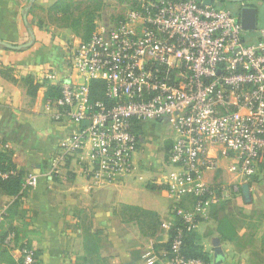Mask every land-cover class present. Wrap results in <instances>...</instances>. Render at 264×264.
I'll return each mask as SVG.
<instances>
[{
	"label": "built area",
	"instance_id": "1",
	"mask_svg": "<svg viewBox=\"0 0 264 264\" xmlns=\"http://www.w3.org/2000/svg\"><path fill=\"white\" fill-rule=\"evenodd\" d=\"M119 2L126 8L121 20L97 26L87 40L73 35L64 42L66 75H43L59 91L45 114L76 126L58 141L50 168L57 171L75 158L84 162L93 187L115 184L136 172L139 125L165 122L173 137L163 158L169 167L163 185L182 227L159 264H205L181 254L183 233L208 218L211 204L242 195L244 184L252 188L264 159V26L255 30L256 41L247 42L237 16L202 0ZM92 80L103 83L106 101L91 100ZM10 148L0 137V152ZM217 148L233 156L237 181H203V172L217 167L209 153ZM11 174L0 171V178ZM37 183V175L28 173L21 190ZM187 195L193 204L186 208L180 202ZM173 220L161 227L167 232ZM19 252L22 264H34L33 248Z\"/></svg>",
	"mask_w": 264,
	"mask_h": 264
},
{
	"label": "crops",
	"instance_id": "2",
	"mask_svg": "<svg viewBox=\"0 0 264 264\" xmlns=\"http://www.w3.org/2000/svg\"><path fill=\"white\" fill-rule=\"evenodd\" d=\"M56 2L0 0V137L11 146L6 154L15 168L38 177L35 187L21 190L18 196L0 195V216L9 209L0 222V237L15 230L20 240L36 250L37 264H82L86 234L101 240L100 256L106 264H159L165 251L161 243L167 239L161 224L154 236L143 235L137 223L123 220L119 211L121 205H131L155 212L161 223L170 218L172 200L163 185L169 167L163 160V147L173 132L165 122L139 125L136 172L115 184L93 187L83 171L84 162L75 158L57 171L50 168L58 141L76 127L52 122L44 112L51 99L45 96L49 84L43 75L46 71L59 77L67 74L63 44L76 36L71 27H54L33 17L35 7ZM110 2L112 11L119 13L115 18L125 14L119 0ZM247 5L257 8V29L263 27L264 1ZM244 33L247 42L258 38L257 31ZM29 41V47L20 49L2 44L22 46ZM27 76L37 85L33 95L24 82ZM209 153L217 158V167L205 170L203 181L211 186L237 181L238 176L230 171L233 156L219 148ZM260 163L248 198L236 196L224 211L198 223L194 240L206 253V264H264V159ZM152 184L161 188L148 187ZM8 239L0 241V264L20 257L18 244Z\"/></svg>",
	"mask_w": 264,
	"mask_h": 264
},
{
	"label": "trees",
	"instance_id": "3",
	"mask_svg": "<svg viewBox=\"0 0 264 264\" xmlns=\"http://www.w3.org/2000/svg\"><path fill=\"white\" fill-rule=\"evenodd\" d=\"M61 1H67V0H57V2L54 4V7H58L59 3ZM92 2H100L101 0H91ZM67 5V4H63ZM88 6V5H87ZM88 15H90V11H87ZM116 21L121 20L122 16L116 17ZM84 24L82 25V34L78 35L75 34L77 37H79L81 40H87L92 32L95 30L94 24L92 19L87 18L84 19ZM80 23L79 19H76L73 22V25L78 27ZM72 25V26H73ZM72 28V27H71ZM73 29V28H72ZM24 82L28 85V92L33 95L34 91L37 88V85L34 82V79L27 76L24 80ZM89 91H90V97L92 101H106V96L104 93V85L100 80H92L89 85ZM46 98L48 99H56L59 96L58 87L55 85H49L46 90L45 94ZM171 146V142L167 141L164 144L163 147V154L164 158L167 155V152ZM5 152H0V171H13V174L9 175L5 179L0 178V195H11V196H18L20 195V191L22 189V182L24 178V174L21 171H18L15 166L11 163L9 156ZM261 163L258 165V168L260 167ZM257 174L252 177V181L249 183H255ZM150 188H161V186L156 185H149ZM232 200H226L221 201L216 204H211L208 210V216H210L211 213L217 214L221 211H224L225 206L229 205ZM191 204H193V198L189 195L182 198L180 202V206L183 207H190ZM7 212H9V209L6 210V215H4L3 218L7 217ZM119 215L123 220H133L137 223L140 232L143 235L148 236H154L156 233L159 232V226L161 224V221L157 214L151 210L143 209L137 206H131V205H121ZM170 217L174 218L173 220V227L167 231V239L165 242L161 243V246H163L164 250L169 251L170 250V244L171 239L174 235L175 229L182 227L181 220L174 217V214L172 212V205H171V213ZM2 218V220H3ZM3 222V221H2ZM1 222V223H2ZM0 223V224H1ZM12 234V239H8L7 242H15L18 244V248L21 249L24 246H27L29 248H32L27 241L20 240L17 232L13 229L7 230V232L3 233V235L0 237V241L3 243L5 238L9 237V235ZM95 236L91 234H86V237L84 239L83 243V256L81 257L82 264H106L104 262V259L100 256V243L101 240L98 238H94ZM195 232H184L182 237V245L180 252L183 254L186 258H198L201 259L205 264L208 262V257L205 252L197 245L195 244ZM34 253V264H37L38 262V254L36 250L33 249ZM165 257L170 258V255H166ZM10 264H22V259L19 257L15 261H10Z\"/></svg>",
	"mask_w": 264,
	"mask_h": 264
},
{
	"label": "rangeland",
	"instance_id": "4",
	"mask_svg": "<svg viewBox=\"0 0 264 264\" xmlns=\"http://www.w3.org/2000/svg\"><path fill=\"white\" fill-rule=\"evenodd\" d=\"M253 2L254 1H252L251 3ZM110 4L112 3H109V0L104 2L103 0H101L99 3L92 2L91 0H67L64 2L61 1L58 7H54V4L44 7H35L32 14L34 18H37L39 20L41 19V23L46 22V24L54 27H72L75 31V34L81 35L83 29L82 25L84 24V19L87 18V16L89 17V19H92L95 28L100 25L112 24L116 21L117 18H115L114 14L119 13H116V11H112V5ZM214 5L219 9L229 10L235 16H237L238 14L237 12L239 4L234 0H214ZM87 11L91 12L90 15H88ZM120 15L122 17L124 16L123 13H120ZM76 19L80 20L78 27L73 25V22ZM70 37H68L67 40H69ZM67 40H64V42H66ZM155 132L156 129H153L151 131V133ZM167 132L168 129H166L165 134Z\"/></svg>",
	"mask_w": 264,
	"mask_h": 264
},
{
	"label": "water",
	"instance_id": "5",
	"mask_svg": "<svg viewBox=\"0 0 264 264\" xmlns=\"http://www.w3.org/2000/svg\"><path fill=\"white\" fill-rule=\"evenodd\" d=\"M239 4L238 8V14L237 17L239 19L241 28L244 32H252L257 29V15H258V10L256 7L252 5H247V3H250L255 0H234ZM259 1H264V0H259ZM202 3L205 5H211L213 4V0H202ZM246 3V4H245ZM24 21L26 22V17L23 16ZM31 39L34 38V35L31 31H29ZM5 47L7 48H15V49H20V48H25L29 47L31 45V41L23 44L22 46H12L9 44L2 43ZM87 122H83V125H86ZM242 189V194L245 195L247 198L249 197V188L248 185L244 184L241 187Z\"/></svg>",
	"mask_w": 264,
	"mask_h": 264
}]
</instances>
